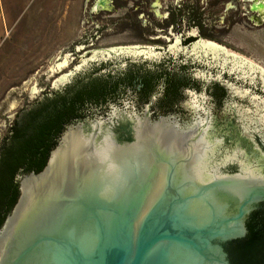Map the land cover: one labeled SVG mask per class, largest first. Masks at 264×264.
Segmentation results:
<instances>
[{"label": "water", "instance_id": "1", "mask_svg": "<svg viewBox=\"0 0 264 264\" xmlns=\"http://www.w3.org/2000/svg\"><path fill=\"white\" fill-rule=\"evenodd\" d=\"M140 48L159 55L142 62L150 70L164 64L166 49L95 51L26 112L101 77L104 66L103 72L122 75L133 60L119 53ZM199 49L219 55L215 46ZM236 57L229 63L181 62L190 63L194 76L208 85L217 70L234 76L238 86L264 91V74L241 71L259 67ZM199 96L210 101L204 92ZM194 99L191 93L181 98L188 112L183 117L206 116L202 107L192 111ZM148 111L112 96L83 107L84 120L66 127L42 170L18 175L19 195L0 228V264H264V172L233 169V159L212 156L207 122L185 129L178 125L188 127L193 120H151L160 115ZM23 115L0 134V147Z\"/></svg>", "mask_w": 264, "mask_h": 264}, {"label": "flooded vegetation", "instance_id": "2", "mask_svg": "<svg viewBox=\"0 0 264 264\" xmlns=\"http://www.w3.org/2000/svg\"><path fill=\"white\" fill-rule=\"evenodd\" d=\"M120 1L122 0H94L90 13L105 14L110 18L114 11L126 9L125 6L119 5ZM131 8L130 11L125 10L124 17L115 21L114 26L117 30L134 32L136 25L141 23V18L150 19L154 16L158 20L160 38L151 40L161 39L162 43L169 42V46L166 50L163 48L164 64L159 66L157 76L154 78L148 76L147 73L152 70L142 62L159 55L152 54L153 51L149 48H140L143 49L140 53H137L136 49L132 50L135 53L130 51L119 53L121 56L130 57L133 62L138 61L139 65L133 64L132 61L128 63L126 71L122 73L125 79L115 90L116 98L123 97L125 101L133 102L141 112L149 110L154 115H160L151 120H158L161 117L176 119L181 123L193 120L188 127L178 125L180 128H190L200 120L203 123L207 122V140L212 156L220 153L219 155L233 159L228 161L233 162L231 166L233 169L248 166L252 170L264 172L262 87L241 84L238 86L234 76H229L225 72L223 74L215 72L217 70H212L214 75H211L208 85L194 76L195 69L189 65L190 63L181 62V60L204 61L208 58L213 62L227 59L229 63V60L233 59V54L246 59L245 56L232 51V48L238 50L247 48L251 54L258 55L264 42V0H137ZM137 18L139 22L134 21ZM146 23L150 26L149 21L142 22ZM203 44L217 47L219 55L204 54L199 49ZM104 67L98 73L104 74L102 76L112 75L109 71L103 72L106 69ZM241 71L249 77L252 75L257 77L259 73L262 75L256 69ZM202 92L206 93L210 101L207 102L199 96ZM185 93L195 95L191 102L194 108L192 111L202 107L206 116L194 117L195 113H191L193 117H183L184 111L187 112L181 103ZM155 99L159 101L153 102ZM171 114L178 117H165ZM21 117L15 120L17 131ZM13 126L9 127L7 139L0 147V180L3 173L10 171L11 164L16 163L17 167H13L12 171V182L18 183V175L22 174L23 167L14 144Z\"/></svg>", "mask_w": 264, "mask_h": 264}, {"label": "rangeland", "instance_id": "3", "mask_svg": "<svg viewBox=\"0 0 264 264\" xmlns=\"http://www.w3.org/2000/svg\"><path fill=\"white\" fill-rule=\"evenodd\" d=\"M136 1L122 0L119 5L130 11ZM93 2L80 0L68 23L48 31L47 39L33 34L32 39L24 41L7 60L0 62V134L11 124L12 118L26 113V107L46 96L52 84L73 74L74 67L84 63L95 51L120 49L122 46L168 49L169 42L151 40L160 38L158 20L154 16L141 18L134 32L120 31L114 23L126 15L125 10L114 11L110 18L105 14L94 15L90 13ZM145 20L150 22V26L142 24ZM134 21L140 20L137 18ZM231 50L246 57L247 67H259L264 74V42L258 55L251 54L247 48ZM65 58L66 65L58 68Z\"/></svg>", "mask_w": 264, "mask_h": 264}, {"label": "trees", "instance_id": "4", "mask_svg": "<svg viewBox=\"0 0 264 264\" xmlns=\"http://www.w3.org/2000/svg\"><path fill=\"white\" fill-rule=\"evenodd\" d=\"M157 71L158 68L147 74L154 78ZM123 79L124 75L93 77L83 84L71 87L65 94L37 103L27 111L18 131L15 124L13 126L14 144L19 152L22 174L41 171L66 127L84 120L85 117L81 113L83 107L87 104L106 103L109 96L115 99V90L122 84ZM13 167H17L16 163L11 164L10 171L3 173L0 180V228L19 195L18 183L12 182Z\"/></svg>", "mask_w": 264, "mask_h": 264}, {"label": "crops", "instance_id": "5", "mask_svg": "<svg viewBox=\"0 0 264 264\" xmlns=\"http://www.w3.org/2000/svg\"><path fill=\"white\" fill-rule=\"evenodd\" d=\"M79 4L80 0H0V62L33 34L47 39L48 31L70 21Z\"/></svg>", "mask_w": 264, "mask_h": 264}, {"label": "bare ground", "instance_id": "6", "mask_svg": "<svg viewBox=\"0 0 264 264\" xmlns=\"http://www.w3.org/2000/svg\"><path fill=\"white\" fill-rule=\"evenodd\" d=\"M66 63H67V59L65 58L64 61L62 62V64L60 66H58V68H61V67L65 66ZM250 67H253V66L251 65Z\"/></svg>", "mask_w": 264, "mask_h": 264}]
</instances>
